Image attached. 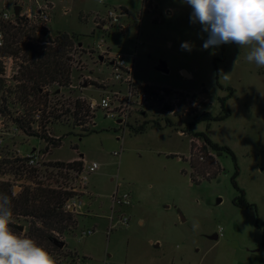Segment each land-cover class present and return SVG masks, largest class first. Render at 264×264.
<instances>
[{
    "label": "rangeland",
    "instance_id": "374dc122",
    "mask_svg": "<svg viewBox=\"0 0 264 264\" xmlns=\"http://www.w3.org/2000/svg\"><path fill=\"white\" fill-rule=\"evenodd\" d=\"M13 1L8 0L12 8ZM50 2L48 36L75 34L74 44L83 45L84 52L105 39L113 51L126 56L136 81L187 93L190 111L170 116L167 106L153 108L145 115H133L124 129L96 110V125L84 131L66 112L74 109L77 98L99 99L100 91L83 88L84 82H90L91 74L93 79L106 80L111 71L83 55L84 67L74 70V83L82 86L78 91L65 88L58 96L62 118L49 126L51 133L63 137V144L48 158L65 163L84 159L98 162L100 168L89 178L93 196L85 201L92 203L91 210L76 215L73 233L59 238L66 248L56 254V264H78V258L93 264H264V68L247 61L249 49L223 44L205 50L207 33L190 22L192 10L182 0ZM115 8L128 13L121 19L125 30L115 28L105 35L94 19ZM185 41L193 45L191 51L181 49ZM31 96L37 104L38 96ZM3 98L7 94L0 91V106ZM222 100L231 115L222 121L195 123L192 130L229 147L236 160L227 152H213L187 129L204 111L220 114ZM5 113L0 122L10 132L14 117ZM140 125L145 126L143 132L137 129ZM11 136H4L3 160L17 149L27 153L45 147L37 136ZM234 183L253 207L234 203L241 195ZM117 190L132 195V205L121 209L130 221L109 234L111 195ZM11 223L27 226L23 221ZM88 229L95 234L84 235Z\"/></svg>",
    "mask_w": 264,
    "mask_h": 264
},
{
    "label": "built area",
    "instance_id": "2783aa9c",
    "mask_svg": "<svg viewBox=\"0 0 264 264\" xmlns=\"http://www.w3.org/2000/svg\"><path fill=\"white\" fill-rule=\"evenodd\" d=\"M44 1L46 4H42ZM103 1V0H101ZM49 0H30L26 3L23 0H14L12 6L8 4V0H0V91L7 94L6 100H2L0 106V115L14 117L12 119V128L10 132H5V124L0 122V160L3 159L1 146L4 143V136L12 135L11 137H18L23 133L26 137H30L22 126L28 128L31 126V130L38 134L41 140L44 141L45 147L42 149H34L31 152L23 153L20 149L13 151L12 158H21L25 160V166L31 171H34L33 181L43 183L47 181L46 173L50 174V181L54 188L65 190L71 193V196L67 199L64 209L72 212L75 216L84 214L89 203L86 202V198L93 196L90 192L88 184L90 176L97 172L100 168L98 162H85L84 159H78L74 161H80L83 163L81 170H76L70 166L57 167L60 160H51L48 158L49 154H52L57 144L61 142L63 144V137L55 135L50 132V124H53L54 120H58L59 123L62 117L61 103L58 96H62V90L67 88V91L75 90L82 86L81 84H75V69L78 71L83 68L82 59L86 54L91 59L96 58L97 63L101 69L105 66L109 67L111 76L106 80L93 79V75L88 76L89 83L84 82V87L88 85V88H93L100 91L99 99L90 97L87 100L82 98L87 103L90 109V115L86 116V123H75L80 128H89V126L96 125L95 112L101 110L104 116L108 119L115 121L120 127H128L129 122L133 118V115H145L148 110L153 108H165L167 106L170 116H175L177 112H189L188 94H180L176 90L166 91L164 88L154 87L151 84L140 83L134 78V69L129 65L125 55L117 53L111 49L105 39H102L97 48H87V52H84L83 45L76 46L74 44L69 48L68 56L70 57L71 67V80L65 86L60 85L58 82L45 83L38 81L36 86L39 91V100L37 104H34L33 97L31 95H25V89L31 91V84L24 77L30 69V62L23 58L22 54L7 53L4 49L7 47L8 27L12 25H18L21 19L27 20L29 23H34L43 27V31L49 29L50 17V5ZM53 5V4H52ZM19 11L16 14V11ZM127 12L123 9H110L106 15H97L94 19V23L98 29L103 30L105 35H110L113 29L118 28L125 30L122 25L121 19L127 16ZM122 26V27H121ZM45 29V30H44ZM127 29V26H126ZM50 30V29H49ZM44 38L38 41V44L44 45L47 40ZM29 72V71H28ZM112 84V85H111ZM59 101H58V100ZM74 109L71 108L70 114L76 112V101ZM1 110H5L2 112ZM9 110V111H8ZM33 110V115L32 114ZM15 113V114H14ZM74 116V115H73ZM34 118V121L30 119ZM2 127V128H1ZM182 134L184 132L181 131ZM44 136V137H41ZM194 141V140H193ZM60 147V146H59ZM121 153L115 152V156H120ZM74 161L65 163L71 164ZM64 172V176L60 175V171ZM28 175L25 174V178ZM23 180L18 181L14 185V190L18 193L22 189ZM19 189V191H17ZM111 209L108 217L110 226L108 233L110 234L117 226H126L129 224L130 219L121 212L122 208L132 205V195L128 192L120 193L118 190L111 196ZM219 236H222V230L220 229ZM86 236L95 234L94 229H88L83 231ZM78 264H93L88 260L79 259Z\"/></svg>",
    "mask_w": 264,
    "mask_h": 264
},
{
    "label": "trees",
    "instance_id": "16d2710c",
    "mask_svg": "<svg viewBox=\"0 0 264 264\" xmlns=\"http://www.w3.org/2000/svg\"><path fill=\"white\" fill-rule=\"evenodd\" d=\"M45 30V29H44ZM61 35V34H60ZM52 39L48 36L47 30L43 31V27L37 24H30L27 20L21 19L18 25L8 27L7 47L4 52L22 54L23 58L30 62V69L24 73L25 79L31 84V91L25 89V95L35 94L39 96V91L36 86L38 81L45 83L58 82L65 86L71 80L70 57L68 56V48L74 45L77 37L69 36L64 33L61 36ZM42 38H47L44 45H39L38 41ZM234 44V43H233ZM70 47V48H71ZM170 91L168 88H164ZM34 92V93H33ZM205 105V104H203ZM223 111L214 115L209 111H204L203 114L195 116L194 123L188 125V131L195 137L202 139L207 148L213 152H227L236 160L234 152L226 146H221L213 142L206 133L194 132L192 126L198 122H213L222 121L231 115V111L226 107L222 100ZM4 112V111H2ZM190 112V111H189ZM188 112V113H189ZM70 113V111L66 112ZM66 113H64L66 115ZM184 112H177L176 115H182ZM75 123H86V116L90 115V109L87 103L78 99L76 101V112L73 113ZM62 118V117H61ZM168 122L171 123L169 119ZM24 131L30 136H38L31 130V126L25 128ZM87 129V128H86ZM138 131L143 132L145 126L140 125ZM136 129V130H137ZM90 129L84 130L89 132ZM187 133L185 131H182ZM40 137V136H39ZM44 137V136H41ZM61 142L56 147L61 146ZM191 159L194 154L195 142L192 140ZM206 149V147H205ZM25 160L21 158H10L0 160V194H5L11 201L12 220L23 221L27 224L26 228L15 223H11L10 227L18 235H24L33 238L37 244L43 246L54 259L56 254H63L65 248H60L56 245V241H61V235L73 233V228L77 224L76 216L64 209L67 199L71 193L64 188L56 189L50 181V174L46 173L47 181L39 183L33 181L34 171L25 166ZM57 167L70 166L76 170H81L83 163L74 161L66 165L61 162ZM219 170V167H218ZM60 175L64 176V172L59 170ZM25 174L28 176L25 178ZM217 172L215 173L216 176ZM213 176V177H215ZM210 176H208L209 178ZM212 178V177H210ZM23 180L22 189L16 193L14 185L18 181ZM235 187L241 192V195L234 200V203L241 208H251L254 205L246 200L245 192L241 190L237 183ZM21 227L24 230H21ZM264 245V237H263Z\"/></svg>",
    "mask_w": 264,
    "mask_h": 264
},
{
    "label": "clouds",
    "instance_id": "9594fccd",
    "mask_svg": "<svg viewBox=\"0 0 264 264\" xmlns=\"http://www.w3.org/2000/svg\"><path fill=\"white\" fill-rule=\"evenodd\" d=\"M191 8L190 22L207 33L203 48L236 44L249 49L246 59L264 68V0H182ZM190 42L181 44L191 51ZM237 57L234 63L238 62ZM229 74H224L228 79ZM12 208L9 197L0 194V264H56L54 257L30 237L12 230ZM196 227V225H194Z\"/></svg>",
    "mask_w": 264,
    "mask_h": 264
},
{
    "label": "water",
    "instance_id": "95a60500",
    "mask_svg": "<svg viewBox=\"0 0 264 264\" xmlns=\"http://www.w3.org/2000/svg\"><path fill=\"white\" fill-rule=\"evenodd\" d=\"M18 13H19V11L17 9L16 14H18ZM21 230H24V228L21 227ZM56 245L59 246L60 248H64L66 246V243L64 241H56Z\"/></svg>",
    "mask_w": 264,
    "mask_h": 264
},
{
    "label": "crops",
    "instance_id": "0c3cea01",
    "mask_svg": "<svg viewBox=\"0 0 264 264\" xmlns=\"http://www.w3.org/2000/svg\"><path fill=\"white\" fill-rule=\"evenodd\" d=\"M128 14V13H127ZM184 72H187V71H183V73ZM188 73V72H187ZM74 161V160H73ZM113 194V193H112ZM112 196V195H111ZM111 205H112V203H111ZM91 207H92V203H89V206L86 208V210H88V209H90L91 210ZM110 209H111V206H110ZM215 238L216 239H218V236L217 235H215Z\"/></svg>",
    "mask_w": 264,
    "mask_h": 264
}]
</instances>
